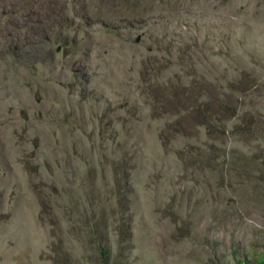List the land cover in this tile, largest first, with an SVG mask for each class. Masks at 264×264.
<instances>
[{"label":"rangeland","instance_id":"1","mask_svg":"<svg viewBox=\"0 0 264 264\" xmlns=\"http://www.w3.org/2000/svg\"><path fill=\"white\" fill-rule=\"evenodd\" d=\"M0 264H264V0H0Z\"/></svg>","mask_w":264,"mask_h":264}]
</instances>
